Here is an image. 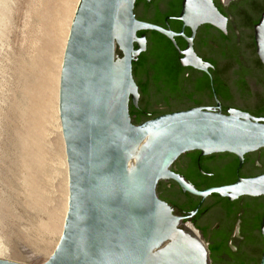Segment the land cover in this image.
<instances>
[{
	"label": "water",
	"instance_id": "95a60500",
	"mask_svg": "<svg viewBox=\"0 0 264 264\" xmlns=\"http://www.w3.org/2000/svg\"><path fill=\"white\" fill-rule=\"evenodd\" d=\"M135 2L80 0L76 10L59 80L68 210L60 241L43 264H212L209 243L192 222L199 207L177 215L158 197V184L174 181L202 202L212 195L229 202L264 198V173L198 191L172 171L182 155L194 151L233 154L241 168L246 155L264 149V118L233 109L225 115L218 107L217 112L194 108L132 122L130 105L138 108L140 99L133 63L142 53L151 56L145 54L146 36L137 33L157 31L171 38L138 21ZM179 20L192 32L182 65L207 71L192 40L202 25L226 31L227 19L212 0H183ZM254 40L264 65V13L254 26ZM252 90L257 91L254 84ZM200 228L208 230L210 246H216L209 237L211 226ZM260 230L264 239V215ZM0 264L20 263L0 259Z\"/></svg>",
	"mask_w": 264,
	"mask_h": 264
},
{
	"label": "flooded vegetation",
	"instance_id": "af4514ba",
	"mask_svg": "<svg viewBox=\"0 0 264 264\" xmlns=\"http://www.w3.org/2000/svg\"><path fill=\"white\" fill-rule=\"evenodd\" d=\"M182 1L135 2L134 16L138 21L161 28L171 35L169 38L157 31H143L141 36L145 35L147 41L145 53L149 54L154 47L153 42L160 40L166 48H172V59L179 66L176 63L173 65V70L177 69L173 81L167 77L155 80L148 74L145 76L144 70H147L148 64L145 69H136L137 81L142 85L137 111L141 115L160 117L194 108L217 112L220 107L221 113L225 115L233 109L254 117L259 111L257 103L264 100V78L253 75L262 74V69L256 66L259 58L254 27L243 25V18L239 16L249 7L251 0H212L227 19L226 31L212 25H202L192 40L196 56L209 65L207 71L181 63L185 58L188 40L192 37L191 30L184 28L179 20ZM250 37L251 42H248ZM134 46L137 47L136 44ZM232 52L236 53L234 57L229 56ZM239 58L244 62L239 61ZM252 84L256 86V92L252 90ZM239 98L241 102L237 104ZM172 171L184 177L198 191L230 185L240 178H252L264 173V149L246 155L241 168L238 158L233 154L202 156L201 152L194 151L182 155L172 166ZM158 197L170 205L177 215L192 214L199 207L192 222L199 227L211 226L209 237L214 244L226 242L225 250L214 258L212 264H256L262 255L264 239L260 228L264 198L242 197L229 202L212 195L202 202L201 198L184 193L174 181L166 183L164 194Z\"/></svg>",
	"mask_w": 264,
	"mask_h": 264
},
{
	"label": "rangeland",
	"instance_id": "374dc122",
	"mask_svg": "<svg viewBox=\"0 0 264 264\" xmlns=\"http://www.w3.org/2000/svg\"><path fill=\"white\" fill-rule=\"evenodd\" d=\"M75 1L0 0V259L20 264L45 263L64 229L58 79Z\"/></svg>",
	"mask_w": 264,
	"mask_h": 264
},
{
	"label": "trees",
	"instance_id": "16d2710c",
	"mask_svg": "<svg viewBox=\"0 0 264 264\" xmlns=\"http://www.w3.org/2000/svg\"><path fill=\"white\" fill-rule=\"evenodd\" d=\"M262 13H264V0H251L249 7L245 11L239 13V16L243 18L242 19L243 25L253 28L254 24H257L259 22L260 15ZM256 15H257V19L255 18ZM142 32H139L138 35L141 36ZM171 51H172L171 47L168 49V47L166 48L165 44L162 41L156 40L154 47L150 51L151 56H149V58H145L144 53H142L139 56L138 61L133 63V76H134V80L136 81V84L139 89L142 88V85L139 84V82L137 81L136 69L138 68L145 69L147 67V64L149 65V67L147 68V70H144L145 76H147L148 74L150 77H153L155 80L160 79L162 77H167L171 81L175 79L177 75V69H175L174 71L173 65H175L176 63L178 68L179 66H178V63L172 59V56L170 53ZM143 63H145V65L142 66ZM256 66L260 68V70L262 69V73L264 74V66L261 64L260 60L256 63ZM171 85L174 87V83H172ZM257 105H258L259 111L257 114L254 115V117L260 118L261 116H264V100L261 99L257 103ZM130 116H131L132 122L135 125H139L145 120L157 118L156 116L141 115L137 111V108H135L132 104L130 105ZM165 187H166V184L163 181H161L158 184V187H157L158 196H162L164 194ZM195 227L200 231L203 239L208 241L210 258L213 261L217 255H219L225 250L226 242L219 244L220 246H224L223 250H221L220 247L218 248L217 245L210 246V241L207 238L208 230L202 229L197 225H195ZM261 256L257 259L256 264H260Z\"/></svg>",
	"mask_w": 264,
	"mask_h": 264
},
{
	"label": "bare ground",
	"instance_id": "6f19581e",
	"mask_svg": "<svg viewBox=\"0 0 264 264\" xmlns=\"http://www.w3.org/2000/svg\"><path fill=\"white\" fill-rule=\"evenodd\" d=\"M79 2H80V0H76L75 1V3H74V5H73V9H72V16H71V18H70V20H69V23H68V29H67V35H66V39H65V41H64V45H63V52H62V54H61V61H60V68H59V71L61 72V68H62V64H63V60H64V52H65V50H66V45H67V42H68V38H69V35H70V31H71V27H72V23H73V20H74V16H75V14H76V10H77V8H78V5H79ZM58 81H59V79H58ZM60 116V115H59ZM61 123V122H60ZM59 130H60V133L62 134V126L60 125L59 126ZM62 136H63V134H62ZM68 166V165H67ZM67 166H66V168H67ZM68 205V204H67ZM67 210H68V206H67Z\"/></svg>",
	"mask_w": 264,
	"mask_h": 264
}]
</instances>
